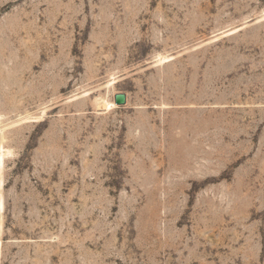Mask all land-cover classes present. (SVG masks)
<instances>
[{
    "label": "rangeland",
    "instance_id": "1",
    "mask_svg": "<svg viewBox=\"0 0 264 264\" xmlns=\"http://www.w3.org/2000/svg\"><path fill=\"white\" fill-rule=\"evenodd\" d=\"M0 264H264V0H0Z\"/></svg>",
    "mask_w": 264,
    "mask_h": 264
},
{
    "label": "bare ground",
    "instance_id": "2",
    "mask_svg": "<svg viewBox=\"0 0 264 264\" xmlns=\"http://www.w3.org/2000/svg\"><path fill=\"white\" fill-rule=\"evenodd\" d=\"M96 106L98 107L99 110L105 111V112H110L117 108L115 101H110L105 98L102 100L100 99L96 100Z\"/></svg>",
    "mask_w": 264,
    "mask_h": 264
},
{
    "label": "water",
    "instance_id": "3",
    "mask_svg": "<svg viewBox=\"0 0 264 264\" xmlns=\"http://www.w3.org/2000/svg\"><path fill=\"white\" fill-rule=\"evenodd\" d=\"M114 101L117 106H126L127 96L125 94H117L114 97Z\"/></svg>",
    "mask_w": 264,
    "mask_h": 264
}]
</instances>
